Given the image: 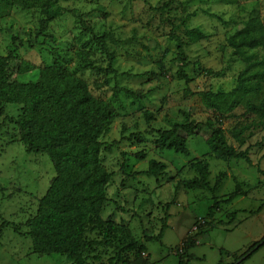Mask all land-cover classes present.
Masks as SVG:
<instances>
[{
	"label": "rangeland",
	"instance_id": "obj_1",
	"mask_svg": "<svg viewBox=\"0 0 264 264\" xmlns=\"http://www.w3.org/2000/svg\"><path fill=\"white\" fill-rule=\"evenodd\" d=\"M52 11L44 27L38 6L24 10L0 0V56L15 51L29 66L18 76L24 83L40 66L58 60L116 112L110 131L100 138L105 145L117 142L100 153L112 173L101 218L120 228V239L98 247L97 258L87 264H110L114 256L113 264H178L179 258L184 264H237L264 236V126L251 122L241 142L228 129L250 120L223 124L228 144L248 149L250 163L213 159L201 136L188 138V156L161 150L154 141L159 130L187 115L198 120L214 115L194 93L236 86L244 63L226 39L249 18L264 26V0H55ZM189 28L209 37L188 43ZM100 32L108 34L101 44L93 38ZM172 34L183 41L182 52ZM20 108L4 104L0 116V264H72L60 255L32 252L26 223L56 173L48 155L27 153L19 140ZM152 159L165 165L164 176L143 174ZM196 159L208 164L202 186L190 184L200 179L191 166ZM238 188L240 194L229 200ZM131 241L145 251L128 252L124 247ZM241 264H264V245Z\"/></svg>",
	"mask_w": 264,
	"mask_h": 264
},
{
	"label": "trees",
	"instance_id": "obj_2",
	"mask_svg": "<svg viewBox=\"0 0 264 264\" xmlns=\"http://www.w3.org/2000/svg\"><path fill=\"white\" fill-rule=\"evenodd\" d=\"M7 1L11 6L24 10L38 6L44 27L53 19L55 0ZM84 26L85 30L91 29ZM185 37L188 43H195L207 39L209 35L199 28H189L185 30ZM93 38L101 44L108 34L95 33ZM172 38L178 44V51L182 52L183 41L173 34ZM226 42L233 49V55L244 63L236 86L229 92H195L203 106L214 115L201 120L187 115L185 121L159 130L154 141L159 149L188 156V138L201 136L207 141L213 159H243L250 163L248 149L240 151L228 144L223 124L229 119L250 120L248 125L239 128L233 125L228 129L230 136L241 142V136L251 122L264 126V26L258 18H249L239 23ZM28 68L15 51L0 56V116L4 104L21 105L15 121L19 140L27 153L48 155L56 173L39 201L36 214L26 223L32 252L60 255L72 264H87L88 260L97 258L93 253L98 247L108 246L120 239V228L101 218L112 173L101 164L100 153L110 151L117 142L105 145L100 138L110 131L116 112L108 102L93 96L86 82L58 60L40 66L34 79L20 82L18 76ZM115 88L128 97L135 96L127 88ZM150 118L148 115L147 119ZM137 140L140 141L139 138ZM138 157L141 160L144 158L142 154H138ZM191 166L200 179L194 178L190 184L204 185L208 174L207 162L196 159ZM260 172L264 175L263 171ZM143 174L153 178L162 177L166 174L165 165L149 160ZM239 194V188L235 189L228 199ZM165 227L166 224H163L157 238H161ZM18 228L14 227L15 230ZM93 233L97 237L88 238L87 235ZM263 245L264 236L240 256L237 264ZM124 248L136 254L145 251L144 245L137 246L133 241ZM115 257L108 259L110 264L114 263ZM178 264L184 262L179 258Z\"/></svg>",
	"mask_w": 264,
	"mask_h": 264
}]
</instances>
